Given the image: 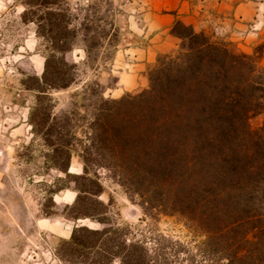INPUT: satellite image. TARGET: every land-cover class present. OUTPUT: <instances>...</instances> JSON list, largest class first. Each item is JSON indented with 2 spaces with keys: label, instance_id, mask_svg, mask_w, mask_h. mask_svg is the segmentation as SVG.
<instances>
[{
  "label": "trees",
  "instance_id": "16d2710c",
  "mask_svg": "<svg viewBox=\"0 0 264 264\" xmlns=\"http://www.w3.org/2000/svg\"><path fill=\"white\" fill-rule=\"evenodd\" d=\"M67 2L24 0L21 14L47 45L30 123L48 147L49 167L64 174L43 211L57 215V192L76 194L61 212L75 226L58 244V257L66 264H264V119L251 125L264 111L262 51H239L176 21L170 33L178 49L157 56L140 93L101 100L87 142L76 149L69 137L80 139L69 121L61 124L51 105L42 106L49 90L76 80L78 29ZM75 151L82 168L72 174ZM101 170L145 216L178 217L200 240L190 246L118 224L100 198Z\"/></svg>",
  "mask_w": 264,
  "mask_h": 264
},
{
  "label": "rangeland",
  "instance_id": "374dc122",
  "mask_svg": "<svg viewBox=\"0 0 264 264\" xmlns=\"http://www.w3.org/2000/svg\"><path fill=\"white\" fill-rule=\"evenodd\" d=\"M67 1L78 29L71 54L76 80L66 89L49 90L42 106L51 105L61 124L69 121L68 128L80 139L69 137L77 149L88 140L93 113L101 100L137 94L148 87L147 72L158 56L151 46L164 37L170 25L173 11L169 4L183 0ZM23 11L24 0H0V264H66L58 257L57 247L69 239L75 222L61 212L76 194L70 189L57 192L53 196L57 215L47 216L43 211L49 205V191L60 185L57 179L64 174L49 167L48 147L30 123L37 95L33 88L44 70L47 45L38 37L35 24L22 20ZM206 32L231 43L214 30ZM84 34H88L87 46ZM263 119L262 113L252 118L251 125L258 127ZM81 168L75 151L70 172L80 173ZM100 175L104 187L100 198L110 205L118 224L129 225L137 234H164L190 246L200 240L178 217L145 216L137 199L130 200L107 172L101 170ZM78 223L100 227L90 220Z\"/></svg>",
  "mask_w": 264,
  "mask_h": 264
},
{
  "label": "crops",
  "instance_id": "0c3cea01",
  "mask_svg": "<svg viewBox=\"0 0 264 264\" xmlns=\"http://www.w3.org/2000/svg\"><path fill=\"white\" fill-rule=\"evenodd\" d=\"M169 5L173 11L168 20L170 25L164 37L151 46L155 56L170 53L179 46V39L170 33L171 26L179 20L196 31L214 30L239 51L248 54L262 51L260 64L264 67V0H183Z\"/></svg>",
  "mask_w": 264,
  "mask_h": 264
}]
</instances>
